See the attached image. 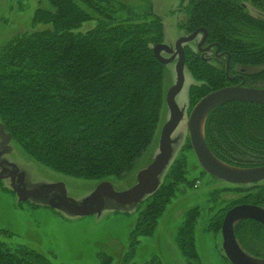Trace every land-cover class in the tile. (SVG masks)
I'll use <instances>...</instances> for the list:
<instances>
[{
    "label": "trees",
    "instance_id": "obj_1",
    "mask_svg": "<svg viewBox=\"0 0 264 264\" xmlns=\"http://www.w3.org/2000/svg\"><path fill=\"white\" fill-rule=\"evenodd\" d=\"M48 1L52 11L39 9L33 24L51 28L18 34L0 50V121L12 141L44 167L72 179H121L153 143L166 109L167 70L157 47L165 38L163 21L151 11L117 18L114 0ZM184 1L181 29L186 34L206 30L207 44L218 43L230 55L229 75L238 67L257 69L243 75V85L264 89V19L250 15L241 6L243 0ZM256 6L264 11V1ZM93 20V29L77 32ZM225 59L217 66L185 48L186 68L200 82L191 91L193 104L240 83L229 81ZM205 138L210 151L229 166H264V105L231 102L214 108ZM183 165L178 159L137 211L131 252L141 237L152 235L185 184ZM197 213L194 209L186 214L177 237L189 259L196 256L191 234ZM236 231L244 245L246 233ZM256 249L248 250L259 254ZM112 262L108 258L102 264ZM0 264L52 263L35 250L0 242Z\"/></svg>",
    "mask_w": 264,
    "mask_h": 264
},
{
    "label": "rangeland",
    "instance_id": "obj_2",
    "mask_svg": "<svg viewBox=\"0 0 264 264\" xmlns=\"http://www.w3.org/2000/svg\"><path fill=\"white\" fill-rule=\"evenodd\" d=\"M114 1L118 5L117 18L126 19L127 16L137 18L151 11L162 19L165 38L157 47L160 59L166 65V82L169 90L177 81L176 43L180 38L190 35L186 34L180 25L184 19L182 9L188 1ZM122 6L125 7L120 8ZM39 9L52 11L48 0H0V50L18 34L51 28L33 24L34 16ZM96 24V20L89 21L77 32L85 33ZM201 37L198 35L194 41L187 43L186 47L199 52L196 47H199ZM184 73L185 84L176 96L183 118L172 134V156L160 174L159 182L161 184L171 166L178 159H182L185 184L166 207L152 235L141 237L134 252L129 250L130 233L138 219L137 211L149 195L137 204L124 206L103 194L104 205L101 211L94 215L82 216L67 211L58 202L51 200L53 196L45 195L47 191L42 193L40 190H49L55 181H62L66 184L65 192L69 206L72 208L74 205L87 211L98 206L96 190L103 183L112 185L115 192H120L126 198L128 191L139 182V173L147 169L160 154L162 129L170 119L167 103L153 143L132 171L121 179L101 183L72 179L36 163L12 141L0 121V242L12 249L23 246L35 250L52 264H102L103 260L108 258L113 259L112 264H231L223 249L224 209L239 202L243 196L259 195L264 199V182L258 184L257 188L234 186L221 183L203 172L191 146L187 126L197 104L192 102L191 91L197 88L195 86H199L200 82L193 79L186 68V63ZM101 191L108 193L107 189ZM210 191L212 192L209 193ZM212 193L210 200L209 194ZM28 194L32 195L23 200ZM197 207L199 213L194 233L191 234L196 256L193 255L189 259L183 256L177 237L186 214ZM219 214V223L213 227L214 219ZM242 226L245 227L244 224ZM242 226L238 227L236 224L239 229L243 228ZM248 236L251 237L252 234ZM235 239L240 255L245 261L250 264H264V252L261 256L250 253L249 240L243 239L246 248L244 249L237 235ZM129 252L130 259L127 260L125 255Z\"/></svg>",
    "mask_w": 264,
    "mask_h": 264
},
{
    "label": "water",
    "instance_id": "obj_3",
    "mask_svg": "<svg viewBox=\"0 0 264 264\" xmlns=\"http://www.w3.org/2000/svg\"><path fill=\"white\" fill-rule=\"evenodd\" d=\"M247 1H263V0H247ZM200 33H204L203 39L199 44V49L204 44L207 32L204 29H199L189 36L180 38L176 43L178 54V62L176 65L177 81L166 94V103L170 110V119L165 124L161 133L160 154L155 158L154 162L138 175V183L127 193L124 198L120 192H115L112 185L103 183L96 190L98 206L91 211L77 208L73 205V209L69 206V199L64 190L60 195L55 197L53 187L49 190H40L45 195L53 196L51 200L58 202L59 205L65 207L67 211L73 212L82 216H90L97 214L103 208V194H107L112 200L120 205H134L144 200L145 197L154 193L159 185V176L165 170L172 156V134L183 118V115L176 102L177 94L182 90L185 84V49L184 44L194 41ZM164 62V61H162ZM231 102H244L264 105V89H253L242 86L226 87L220 90L211 92L203 97L194 107L187 126L189 138L194 154L199 165L209 175L231 184H252L264 180V167L256 169H240L229 166L220 161L209 149L205 140V125L210 112L224 104ZM14 185V184H13ZM101 189H107V192H102ZM34 194V193H33ZM32 194L25 195L23 200L28 199ZM60 197V198H59ZM22 199V197H20ZM72 206V205H71ZM242 218L255 219L264 224V211L252 206H240L230 210L223 223V249L226 257L232 264H250L240 255L239 247L234 235V224Z\"/></svg>",
    "mask_w": 264,
    "mask_h": 264
},
{
    "label": "flooded vegetation",
    "instance_id": "obj_4",
    "mask_svg": "<svg viewBox=\"0 0 264 264\" xmlns=\"http://www.w3.org/2000/svg\"><path fill=\"white\" fill-rule=\"evenodd\" d=\"M264 1V0H263ZM263 1H247V0H243V2H241V6L252 16L256 17V18H261V19H264V11L259 9L257 6H256V3H260V2H263ZM199 35H201V40L203 39V33H200ZM188 46V44H185L183 45L184 49L185 47ZM198 46V45H197ZM202 48H197V50L199 49V53H201L202 57H204L205 59H209L211 60L215 65H223L224 64V59L226 60V73L228 75V79L229 81L231 82H235L236 80H240V83L238 84H235V85H231L229 87H234V86H241L242 87H245L243 84H245L244 82V74H249V73H252V72H255L257 71V69H252V68H248V67H238L236 68L235 70V75L233 76H230L229 75V59H230V55L227 54V52L223 51L221 49V46L218 44V43H212V44H207V39L205 40L204 44L201 46ZM209 48V49H208ZM209 55V56H207ZM248 88V87H246ZM254 88H258V87H254ZM253 88V89H254ZM201 167V166H200ZM261 167H264V166H261ZM236 168V167H235ZM256 168H260V167H256ZM256 168H240V169H256ZM201 169L203 170V168L201 167ZM203 172L205 174H207L209 177L221 182V183H224V184H228V185H234V186H251L252 188H257V185L264 182V180L262 181H259V182H256V183H252V184H231V183H227L225 181H222L220 179H217L211 175H209L207 172H205L203 170ZM66 184L64 182H56L53 184V189H54V192H52V194L57 197L59 193H62L64 190H67L65 188ZM212 191H210L209 193H211ZM215 194V192H214ZM213 195L212 194H209V198ZM208 198V199H209ZM212 199V197L210 198V200ZM235 203V202H234ZM240 206H252V207H256V208H259V209H262L264 211V199H262L259 195L256 197L254 195H249V196H243L239 202H236V204H232L231 206H229V208L227 209H224V214L222 215V217L224 216V219L227 215V213L234 209V208H237V207H240ZM196 210H198V207L195 208ZM199 211V210H198ZM220 217V214L216 217V219H214V224L217 223V220L219 219ZM224 219H223V223H224ZM213 222V220H212ZM245 223V227H243L241 224V226L243 228H241V230H243L246 235L248 234H252L251 237H247V240L250 241L249 243V246H256L257 247V251H259V254H256L258 256H261L263 255L262 253L264 252V224L255 220V219H250V218H242V219H239L235 222L234 224V235L236 236L237 233H236V229H239L238 227H236V224L239 225L240 223ZM212 224V225H214ZM248 226H250V228H248ZM222 227H223V224H222ZM246 228H248L247 230H245ZM256 229H259L260 232L257 233V235H254V231ZM262 234V235H261ZM222 239H223V236H222ZM237 240V239H236ZM241 244V243H240ZM245 245H242V247L244 249H246L244 247ZM251 253V252H250ZM254 254V253H253ZM228 259V258H227ZM229 260V259H228ZM230 261V260H229ZM231 263V262H230ZM232 264V263H231Z\"/></svg>",
    "mask_w": 264,
    "mask_h": 264
}]
</instances>
